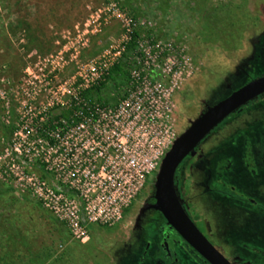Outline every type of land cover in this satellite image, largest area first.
Returning <instances> with one entry per match:
<instances>
[{
    "label": "rangeland",
    "instance_id": "rangeland-1",
    "mask_svg": "<svg viewBox=\"0 0 264 264\" xmlns=\"http://www.w3.org/2000/svg\"><path fill=\"white\" fill-rule=\"evenodd\" d=\"M109 1L0 0V166L9 172L15 164L12 170L40 175L83 207L85 194L94 204L102 191L117 189L124 200L135 190L120 218L111 225L90 224L82 243L30 190L0 173V264H111L113 251L137 222V208L140 215L154 206L149 196L155 197L156 176L174 140L252 68L264 0H203V7L199 0H113L125 15ZM211 7L243 13L238 37L227 49L209 27ZM128 17L138 34L127 54L128 79L115 90L104 89L87 118L74 112L67 163L38 139L45 140L52 122L70 121L63 114L79 106L75 96L85 87V75L88 85L95 77L92 68L121 58L115 52ZM240 133L232 136V153H221L239 179L246 175L241 159L258 171L251 141ZM60 166L68 167L66 173L55 171Z\"/></svg>",
    "mask_w": 264,
    "mask_h": 264
},
{
    "label": "flooded vegetation",
    "instance_id": "flooded-vegetation-1",
    "mask_svg": "<svg viewBox=\"0 0 264 264\" xmlns=\"http://www.w3.org/2000/svg\"><path fill=\"white\" fill-rule=\"evenodd\" d=\"M253 48L247 77L224 97L264 74V28ZM194 109L195 106L188 114ZM256 122L260 125L257 129ZM222 123L223 127L212 129L193 154H187L178 164L175 191L194 225L231 264H264V93L229 114ZM241 129V138L251 141L258 171L241 159L246 175L239 179L231 172V162L222 163L221 153L224 150L226 157L232 153L236 145L232 136ZM241 138L237 143L240 146ZM149 199L150 204L155 203L153 194ZM139 210L135 214L137 222L113 251L111 264H210L154 206L137 215ZM255 220L258 224H254Z\"/></svg>",
    "mask_w": 264,
    "mask_h": 264
},
{
    "label": "built area",
    "instance_id": "built-area-1",
    "mask_svg": "<svg viewBox=\"0 0 264 264\" xmlns=\"http://www.w3.org/2000/svg\"><path fill=\"white\" fill-rule=\"evenodd\" d=\"M109 3L111 7L114 8V1L110 0ZM114 10L118 13V15H125V13H121L118 8H114ZM132 25L133 23L131 18H126L124 42L122 46L115 52L118 57L121 56V52L124 50V44L130 39V33L133 31ZM115 61L116 60L111 61L108 66L107 64L103 63L98 69L92 68V75H95V77L91 78L89 85V79L87 75H85L83 78L85 87L79 90L77 96H75V99H78L76 103L79 104V106L70 110L72 113L66 116L68 121L71 119L72 115H74L76 110H78L80 117L84 119L87 118L86 116L90 113L92 105H89L86 100L81 97L80 92L101 80L104 71L107 70ZM51 63H53V61H51ZM52 70H55L54 65ZM61 121L62 125L58 121L52 122V129L47 128L44 130L45 132L43 136L45 140L39 138L38 142L40 143L44 141L47 145V148L55 153V157L62 156L63 159L69 163L73 154L70 153L72 148H70V141L66 136L68 131L72 130V127L69 126L73 120H70L68 123L63 119H61ZM79 126H83L82 122H80L76 128H79ZM17 145L18 144L16 143V149L18 148ZM14 166L15 164L10 165L12 168ZM10 167L8 172V168L0 166V173H2L6 179L11 178L12 180L17 181V183H19L22 188L30 190L43 206V208L51 212L57 220L62 222L75 240H78L82 243L89 239L88 227L90 224L98 223L111 225L115 223V221L120 218L122 206L127 205V201H129L135 193V190L132 189L129 191L130 193L127 194V197L124 200H121L117 189L115 190V194H112L111 192L104 194L102 191V196L100 195V198H98V201L94 204H90L87 195L85 194L86 202L85 206L83 207L81 203L77 201V199L73 198L68 193L67 190L56 187L54 184H50L40 175L27 172L18 166L16 170H12ZM54 169L57 172L66 173L68 167L63 169V166H60L59 169L57 167Z\"/></svg>",
    "mask_w": 264,
    "mask_h": 264
},
{
    "label": "water",
    "instance_id": "water-1",
    "mask_svg": "<svg viewBox=\"0 0 264 264\" xmlns=\"http://www.w3.org/2000/svg\"><path fill=\"white\" fill-rule=\"evenodd\" d=\"M264 93V74L246 82L220 99L203 113L174 140L162 158L155 180L154 207L185 240L210 264H231L199 231L181 207L175 187L174 173L178 164L196 145L239 107Z\"/></svg>",
    "mask_w": 264,
    "mask_h": 264
},
{
    "label": "trees",
    "instance_id": "trees-1",
    "mask_svg": "<svg viewBox=\"0 0 264 264\" xmlns=\"http://www.w3.org/2000/svg\"><path fill=\"white\" fill-rule=\"evenodd\" d=\"M200 6H204V1L199 0ZM200 8V7H199ZM209 19V27L215 34L224 49L230 47L233 41L238 37L239 28L243 22V13L237 7L234 8H209L206 10ZM138 34L136 31L130 33V39L124 44V50L121 52V58L113 62L110 67L104 71L101 80L96 84L82 90L80 92L89 105L98 97L104 89L115 90L122 81L128 79L127 54L136 48V39ZM72 112L65 113V116Z\"/></svg>",
    "mask_w": 264,
    "mask_h": 264
}]
</instances>
